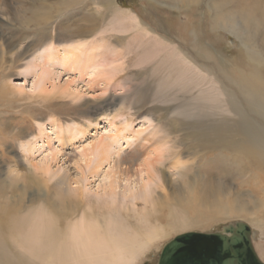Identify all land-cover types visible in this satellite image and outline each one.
<instances>
[{
  "label": "rangeland",
  "instance_id": "rangeland-1",
  "mask_svg": "<svg viewBox=\"0 0 264 264\" xmlns=\"http://www.w3.org/2000/svg\"><path fill=\"white\" fill-rule=\"evenodd\" d=\"M114 1L188 54H192L191 48L179 36L180 29L186 25L188 34H183L185 37L192 38L191 31H194L199 42L221 55L222 59L224 57L226 64L242 60L243 39L224 25L214 24L216 0H198L194 8L182 1ZM228 1L227 7L233 8L240 0H223V4ZM246 1L253 4L252 0ZM33 3V0H0V49L5 51L3 57L0 55V204L9 207V214H35L43 206L46 211L60 214L64 227L71 217L81 214L88 205H125L131 199L124 197V189L129 182L130 185L135 183V177L122 176L116 184V195H112L111 176H118L113 174L115 162L124 158L140 167L152 156V151L160 154L158 163L162 172L159 171L148 191V199L158 195L162 188L181 199L189 184L195 181L196 201L221 198L229 188L231 203L259 204L264 198L262 172L249 166L241 170L232 154L224 148L216 145L204 147L187 136L203 127L199 125L237 118L217 107L218 100H213L218 95L216 84L203 80L201 71L187 70L186 64L170 57L167 47L129 39L130 32L121 31L116 25L109 30V17L112 19V16L105 9L107 3L103 0H85L68 14L53 7L48 26L37 19L23 23V19L25 21L30 16L23 9ZM35 6L38 8L39 2ZM223 11L225 8L219 9L217 14L222 16ZM94 12L105 18L98 20V28H102L99 34L107 38L104 57L121 63L108 87L99 79L65 68L59 59L48 64L47 58L43 59L47 54L43 47L49 39L40 43L50 28L48 35L53 36V46L59 47L61 57L65 46L82 38L73 37L70 32L88 16L95 17ZM241 20L247 29L244 41L253 44L264 57V23L252 31V26L246 24L244 18ZM123 36H127L125 42ZM172 61L175 62L173 65ZM41 64L52 73L45 81L48 91H55L51 83L69 85L71 91L75 90L72 93L40 94L42 82L37 74ZM214 64L218 66L214 60L210 66ZM214 70L216 75L224 77L217 68ZM178 73L182 76H177ZM229 83L225 86H230ZM207 93L212 98L206 97ZM236 100L240 101L246 120L264 129V112L251 110L239 96ZM100 141L110 143V148L100 167L94 171L93 166L100 156L89 154V150ZM136 146H140V154H133ZM43 167L49 168L47 173ZM78 194L82 195V202L67 198ZM142 206L139 201L138 207ZM257 212L264 219V206ZM196 214L205 216L209 210L202 213L200 209ZM134 221L130 218L129 223ZM234 221H244L252 227L255 232L253 247L264 262V230L245 218L219 215L186 231L210 233ZM162 223H165L164 219ZM174 235L171 233L160 240L135 264H156L162 245ZM10 245L17 253H23L15 244Z\"/></svg>",
  "mask_w": 264,
  "mask_h": 264
},
{
  "label": "bare ground",
  "instance_id": "bare-ground-1",
  "mask_svg": "<svg viewBox=\"0 0 264 264\" xmlns=\"http://www.w3.org/2000/svg\"><path fill=\"white\" fill-rule=\"evenodd\" d=\"M34 1L35 3L39 2L40 6L36 8L33 3L29 7L26 6L27 8L24 7L23 12H27L30 16L25 21L23 19V23L37 19L38 21L42 20L41 23L48 26L47 21L52 17L53 7L58 12L65 11V14H68L85 0ZM166 1H175L176 3L182 1L186 5L192 4V8L198 3V0ZM103 2L107 3L105 9L112 16V19L109 17L111 20L110 26H108L109 30L112 31L114 29L112 25H116L122 29L121 31L130 32V34L128 33L129 39H138L139 43L150 41L162 48L167 47L168 54H171L170 57L186 64L187 70L201 71L203 80L212 85L216 84L215 90L218 95L213 100H218L217 107L237 116L236 119L223 118L214 120L207 125H199L203 127L196 128L187 136L199 141L200 145L204 147L216 145L224 148L232 154L234 162L242 168L241 170L249 166L264 174V129L256 127L253 121L246 120L245 111L241 109L240 101L236 100V97L239 96L250 105V109H259L264 112V57L253 44L244 41L247 29L242 24V20L240 21V18H244V22L252 26V31L258 30L264 23V0H252L253 4L246 0H240L235 3L233 8L227 7L229 1L225 4H223V0L214 2L216 10L214 24L224 25L227 30L243 39V48L240 49L242 60H233L229 65L224 62V57L223 60L221 55L215 54L208 46L202 45L194 31H191L192 38L185 37L183 34H188L187 25H181L179 36L189 44L188 47L191 48L192 54L186 53L184 49L172 43L169 38L166 39L164 36L158 35L137 15L118 6L114 0H103ZM224 8L222 16H219L217 12ZM94 15L95 17L88 16L84 19V23L79 24L70 32L73 37L82 38H77L76 42L65 46L61 57L58 55L60 50L57 48L59 47L53 46V36L48 35L50 28L47 33L45 31L46 36L40 40V43H44L45 38L49 39L43 47V50L47 52L43 59L47 58L48 64H54L55 60L59 59L60 64L65 68L75 70L79 74L85 73L94 80L99 79L100 83L107 86L114 78L115 70L119 69L121 63L119 64L118 60L113 57L111 60L104 57L107 38L100 36L103 34H99L102 28L101 26V29L98 28V20L105 18L98 12H94ZM45 29L46 27H44ZM185 30L186 33H183ZM125 37L123 36V40ZM4 54L3 48L0 49L1 57ZM213 60L219 67L215 64L213 67L210 66ZM174 63L172 61L171 65ZM42 65H38L40 69L37 74L39 81L42 82L39 89L40 94L72 93L75 90L71 91L69 85L56 86L57 84L51 83V87L55 91H48L45 81L51 78L52 73ZM214 67L224 77L216 75ZM179 74L181 77L182 73H178L177 76ZM227 83L230 86H225ZM206 97L212 98L208 93ZM80 133L81 131L77 129V134ZM110 138L116 139L111 136ZM1 144L2 142H0V146ZM109 148L110 143L101 141L91 146L89 154L100 156L93 166L94 171L100 167L102 158ZM134 152L140 154L142 152L140 146L134 147L133 154ZM151 155L149 159L140 164L141 168L133 165V161L131 163L124 158L115 162L113 174H118V176L117 178L111 176L110 188L113 187L114 190L111 189L110 193L116 195V184L120 182L122 176L133 175L135 183L130 185L129 182L126 184L127 189H124L126 190L124 197L129 196L131 199L129 203H125V205L121 203L117 206L111 203L106 207L88 205L81 214L71 217L64 227L61 226L60 214H56V211H46L43 206L35 214L12 215L9 214L7 205L0 204V264H135L147 251L157 246L160 240L171 233L175 234L174 236L185 233L188 228L200 225L203 221H211L219 215L239 216L264 230V219L257 212L264 206V198H261L259 204L253 203V205L235 201L231 203L228 199L229 188L221 198L199 202L196 201V192L193 186L196 182L193 181L189 184L186 195L181 199L167 193L164 188L158 195L148 199V191L152 189L156 177L159 176V171L162 172L158 163L160 154L152 151ZM232 156L230 155V157ZM48 170V167H43L44 173H47ZM81 196L78 194L77 197L67 198L82 202ZM139 201L143 204L141 208L138 207ZM218 206L219 208H217ZM200 209L202 213L209 210V214L198 216L196 213ZM130 218L135 220L134 223H129ZM163 219L165 223H162ZM249 227L252 231V241L255 232L251 226ZM10 243L18 246L23 253H17L12 249Z\"/></svg>",
  "mask_w": 264,
  "mask_h": 264
},
{
  "label": "water",
  "instance_id": "water-1",
  "mask_svg": "<svg viewBox=\"0 0 264 264\" xmlns=\"http://www.w3.org/2000/svg\"><path fill=\"white\" fill-rule=\"evenodd\" d=\"M251 228L243 221L205 233L187 231L167 241L156 264H264L257 255Z\"/></svg>",
  "mask_w": 264,
  "mask_h": 264
}]
</instances>
